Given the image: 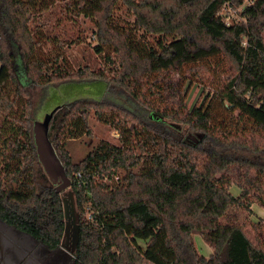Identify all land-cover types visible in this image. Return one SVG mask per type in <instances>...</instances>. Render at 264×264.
<instances>
[{
  "label": "trees",
  "instance_id": "1",
  "mask_svg": "<svg viewBox=\"0 0 264 264\" xmlns=\"http://www.w3.org/2000/svg\"><path fill=\"white\" fill-rule=\"evenodd\" d=\"M56 1L0 0V218L52 247L61 242L64 202L39 162L32 90L73 78L100 82L97 100L62 104L50 127L74 178L78 213L93 206L92 223L78 226L76 264H264L262 227L249 222L251 205L264 207V0H64L61 15L96 21L95 50L106 54L109 74L74 72L61 52L43 59L48 37L40 28ZM119 4L135 16L136 30L113 21ZM229 6H240L241 18L227 21ZM147 34L159 37L156 47ZM213 60L229 69L226 81L206 106L190 110L171 75L203 80ZM217 104L239 110L252 135L215 127ZM91 110L122 131L123 146L102 141L74 162L66 141L92 133ZM168 121L188 134L157 126ZM121 166L129 170L126 183L110 191L102 179ZM196 234L212 248L209 257Z\"/></svg>",
  "mask_w": 264,
  "mask_h": 264
},
{
  "label": "rangeland",
  "instance_id": "2",
  "mask_svg": "<svg viewBox=\"0 0 264 264\" xmlns=\"http://www.w3.org/2000/svg\"><path fill=\"white\" fill-rule=\"evenodd\" d=\"M64 0H57L56 6L52 10L44 13L43 20L49 19L48 23L41 26L42 35L48 38H43V48L41 53L43 59L47 56L54 58L58 52H61L65 57V65H68L74 72L80 68H87L90 71L110 73V65L106 60L105 55L98 53L95 50L97 45V23L95 20L85 17L83 15L73 17V14L60 13V6L63 5ZM139 1V0H137ZM141 1V0H140ZM247 2V1H246ZM240 6L233 8L232 6L225 7L223 15L227 21H233L240 17ZM113 21L125 29L136 30L135 27V16L125 5L119 4L116 7ZM31 27H35L32 23ZM140 34L141 31H136ZM147 40L155 47L158 44L159 37L147 34ZM41 36V32H40ZM264 39V30H263ZM49 51L50 55L46 53ZM111 52V50H110ZM108 54V52H106ZM216 62L213 60L212 63H206L203 68V75L205 78L201 80L198 76L188 75L187 77L183 74L174 73L171 75V79L174 81L176 86L183 92L187 107L193 110L195 107L206 106L213 97V93L216 89L223 86L226 81L229 69L222 65V67H215ZM61 66L64 65L60 61ZM74 81H65L57 84H50L45 87L35 86L33 88V101L34 108L32 115L35 121L43 120L46 114L52 111L58 105L67 104L79 99H94L97 100L104 91V84L100 82H80L76 81L77 78H73ZM115 93H119L118 88H111ZM217 111L214 116L213 124L217 128H221L226 132L240 133L244 136L252 135L253 124L248 121L246 117H241L239 110L231 112L220 104H217ZM60 110V109H59ZM58 110V111H59ZM241 117V118H240ZM53 121V120H52ZM90 124L92 126L91 134H84L83 136L75 139L66 141V148L74 162H79L85 158L89 152H91L100 142H109L114 145L123 146V135L120 129H116L111 124L101 121L95 115L94 110L90 112ZM133 122L128 125L132 127ZM161 129L175 136H186L188 130L184 124L168 121L167 124L157 125ZM169 131H167V130ZM261 134H255L259 137ZM262 155L260 158H263ZM137 172V167L131 169ZM128 168L121 166L116 169L110 175H107L102 179L103 183L108 187V190L114 191L119 186L126 183L128 176ZM46 181L51 183L47 177ZM45 179L38 176V182L45 184ZM37 182V183H38ZM231 192L235 196H240L242 191L238 185L234 184L230 188ZM64 202L65 209V221L68 224V234L65 238L66 241L72 242L74 229L79 226L80 222L92 223V212L93 206L89 202L86 204L85 211L81 214L78 213V206L76 202V196L73 186L68 187L61 193ZM249 222L258 224L262 227L263 235L261 241L264 244V207L258 202H254L251 205V212L249 216ZM248 234L251 238L256 241V233L254 230H248ZM195 243L199 249V252L209 257L212 253V248L208 245L201 234L195 235ZM143 243V242H141Z\"/></svg>",
  "mask_w": 264,
  "mask_h": 264
},
{
  "label": "water",
  "instance_id": "3",
  "mask_svg": "<svg viewBox=\"0 0 264 264\" xmlns=\"http://www.w3.org/2000/svg\"><path fill=\"white\" fill-rule=\"evenodd\" d=\"M63 105L52 109L43 120L35 121L34 140L39 162L58 193L72 186L74 180L68 176L66 167L50 138V127L54 116ZM68 231L66 224L65 232ZM35 237L0 218V264L15 263L19 258V242L34 241ZM10 252V253H8Z\"/></svg>",
  "mask_w": 264,
  "mask_h": 264
},
{
  "label": "flooded vegetation",
  "instance_id": "4",
  "mask_svg": "<svg viewBox=\"0 0 264 264\" xmlns=\"http://www.w3.org/2000/svg\"><path fill=\"white\" fill-rule=\"evenodd\" d=\"M68 233L65 232L61 242L54 247L36 237L34 241L19 242V258L9 264H76L79 227L74 229L72 242L65 240Z\"/></svg>",
  "mask_w": 264,
  "mask_h": 264
},
{
  "label": "built area",
  "instance_id": "5",
  "mask_svg": "<svg viewBox=\"0 0 264 264\" xmlns=\"http://www.w3.org/2000/svg\"><path fill=\"white\" fill-rule=\"evenodd\" d=\"M250 3L253 1V0H248ZM70 177H72V176H70ZM73 178V177H72ZM73 180H74V178H73Z\"/></svg>",
  "mask_w": 264,
  "mask_h": 264
}]
</instances>
